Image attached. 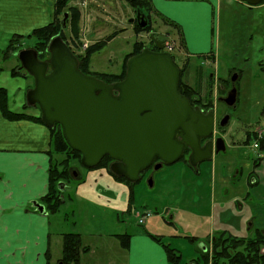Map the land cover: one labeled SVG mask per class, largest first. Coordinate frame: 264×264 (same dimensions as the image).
Returning a JSON list of instances; mask_svg holds the SVG:
<instances>
[{
  "label": "rangeland",
  "instance_id": "rangeland-1",
  "mask_svg": "<svg viewBox=\"0 0 264 264\" xmlns=\"http://www.w3.org/2000/svg\"><path fill=\"white\" fill-rule=\"evenodd\" d=\"M223 2L225 5L220 14L214 13L211 30L203 33L199 37L200 40L192 44L184 45L179 31L165 24L159 14L150 13L149 24L152 29L150 33L156 39L172 46L173 50L170 52L175 62L179 67H185L182 80L191 86L194 98L200 99L196 104L205 110L213 109L216 120L213 136H221L224 139L226 150L214 154L211 159L201 161L192 168L183 160H178L157 170L152 169L148 175L143 174L134 184V201L128 211L113 207L107 202L103 204L100 193L93 194L85 190L76 194V188L86 181L88 170L77 160L70 161L68 169L72 180L66 182L63 193L65 199L59 210L49 214V217L54 235L78 232L83 244L91 247L92 250L82 256V261L90 259L91 264H105L106 262L97 260L106 250L110 261L118 245L114 234L144 232L145 222L139 223L138 220L144 215L145 209L150 211V216H160L153 233L165 243L177 248L182 255L180 264H192L191 258H195L197 264H206L202 256L203 247L198 242H191L183 237V234H190L191 230L187 228L186 221H178V214L186 218L185 212H188V208L194 207L199 211L201 219L196 220V223L200 231L206 229L216 235L224 232L237 237H252L257 227L264 228V179L260 180L258 175L260 171L264 173V164H258L257 171H251V160L257 157V150L250 146L254 140L244 143L248 132L264 134V3L249 6L241 0ZM107 4L113 12H103L100 8L96 10L98 17L95 21L100 20L99 18L105 19V24L97 26L100 31L96 40L119 31L121 26H126L127 29L120 31L121 34L116 39L94 52L91 64L98 71L120 70V73L125 56L133 50V43L141 41L147 44L149 32L141 31V36L137 37V32L134 31L135 34L132 31L128 20L131 18L128 16L135 19L136 13L130 11L131 7L126 1L111 0ZM85 23L89 21L82 19V28H86ZM79 30L78 23V34L73 38L69 27L64 29L68 43L78 54L90 45L79 35ZM8 39L0 35V50L6 47ZM18 46V50L34 48V40H21ZM48 56L49 54L41 59ZM16 60L8 58L1 62L3 70L0 72V86L8 90L9 108L20 111L22 104L26 102L24 92L27 91L26 87L33 86V78L10 75V67ZM226 67L229 68L228 73L224 72ZM232 86L236 89V100L233 105H228L222 98L227 96ZM30 112H35V109L31 108ZM224 114L229 115V121L227 126L222 128L218 121ZM54 157L60 160L63 155L54 154ZM226 159L240 163L242 173L235 177L232 175L231 183H225L224 187H221L219 182L217 188L221 194L219 191L214 197L211 192V167L214 162L218 167L219 161ZM235 171L236 169L234 174ZM149 178L151 186L148 183ZM256 179L258 182L251 184L252 180ZM121 183L127 186L124 182ZM189 200H192L191 205H188ZM166 206L169 207L168 210H164ZM146 219L147 217L144 220ZM205 243L208 245V251L209 238ZM61 248V242L53 243L52 253H49L50 264H58ZM262 249L264 245L261 251ZM120 261L119 259L117 264Z\"/></svg>",
  "mask_w": 264,
  "mask_h": 264
},
{
  "label": "water",
  "instance_id": "water-1",
  "mask_svg": "<svg viewBox=\"0 0 264 264\" xmlns=\"http://www.w3.org/2000/svg\"><path fill=\"white\" fill-rule=\"evenodd\" d=\"M249 6L264 0H241ZM67 12L63 16V26ZM145 14L137 12L139 26L147 24ZM133 20V19H132ZM158 50L145 46L128 57L121 80H104L83 73L75 53L59 34L47 44L48 58L41 59L34 48H21L15 55L18 69L33 78L25 92L26 104L37 106L44 125L59 124L69 147L80 152L86 168L95 167L104 156L108 169L130 182L140 179L142 171L154 160V169L178 161L186 149L191 166L224 152L221 136L214 132V111L193 106L179 89L180 69L164 44L150 33ZM228 105L236 100L234 86L222 98ZM228 115L218 124L225 126ZM204 142L202 143V141ZM151 186V179H148ZM58 188L64 189L59 182ZM31 205L41 213L37 200Z\"/></svg>",
  "mask_w": 264,
  "mask_h": 264
},
{
  "label": "crops",
  "instance_id": "crops-1",
  "mask_svg": "<svg viewBox=\"0 0 264 264\" xmlns=\"http://www.w3.org/2000/svg\"><path fill=\"white\" fill-rule=\"evenodd\" d=\"M54 1L0 0V35L8 38L12 34L25 35L33 28L47 24L53 19ZM110 1L69 0V5L78 7L80 11L79 35L84 40H87L89 44L98 41L96 39L99 38L100 29L97 26L105 24V19L99 18L100 20L95 21L98 17L96 10L100 8L103 12H113L107 4ZM151 4L153 7L151 13L165 16L179 25V34L184 45L199 41V37L203 33L206 34L209 29L211 30L214 13L217 12L219 15L225 5L223 0H151ZM93 7L97 9H93ZM130 9L132 13H136L132 7ZM128 17L131 18L128 20L134 32V19L132 16ZM82 19L89 21V23H85L86 28L81 27ZM126 29V26H121L119 31H114V36L107 43L116 39L121 34L120 31H125ZM141 33L135 34L139 37ZM80 39L82 40V38ZM91 56L89 68L91 71L119 73L118 71L120 70H96L91 64ZM8 58L18 60L16 56ZM4 60L0 59V65ZM16 61L10 67L9 73L12 68L19 65V62ZM228 71V67L224 68V72L228 73ZM25 75L29 76L27 74L21 76L24 77ZM27 89L28 87H26ZM25 103L22 104L20 111L31 115L39 113L37 106L28 105L26 109H23ZM31 108L35 109V112H30ZM261 131L263 132V130ZM250 146L252 145L250 144ZM51 148V135L46 125L27 119L8 120L0 113V264H48L46 252L52 253L51 248L53 243H62L61 233L54 235L51 231L49 214L46 211L45 213H41L31 207V201H38L47 191L50 157L48 151ZM254 149L257 150V157H261L259 165L261 163L264 164V151H260L257 148ZM219 163L218 167L215 162L211 167V177H213L211 192L214 197H216V193L219 194L220 189L217 188L219 182L221 183V187L222 185L224 187L225 183L228 185L231 183L230 177L232 175L235 177L242 173L240 163L229 162L227 159L220 160ZM256 168H253L252 158L251 171L255 172ZM258 175H260V180L264 179L263 172H258ZM81 180H83V177ZM85 180L81 186L79 185L76 188V194L85 190L93 192V194L100 193L102 194L101 202L103 204L107 202L109 205L111 204V206L113 205V207L120 208L121 210L127 209L128 187L121 182H117L107 170L104 168L88 170ZM257 182V179L252 180L251 184ZM218 198L221 199V196ZM215 201L216 198L214 199ZM191 204L192 200H189L188 205ZM168 208L166 206L164 210H168ZM182 212L184 213V211ZM185 213L186 218L190 220L187 219V221L184 216L180 217L179 213L178 221H186L190 226L184 223L191 230V233L183 234L185 235L183 237L187 239H189L188 236L193 237L194 240L189 239V241L198 242L203 247V251H205L208 246L205 240L215 233L206 229L200 231L196 220H200L201 216L199 211H196L194 207L188 208V212L186 211ZM159 218L160 216L158 217L157 215L148 216L146 221L144 220V232L130 234L127 248H123L116 238L118 245L115 247V253L111 255L110 261L108 260L109 257L107 258L108 251L106 250L102 252L97 262H106L105 264L112 262L117 264V261L120 259L119 264H169L162 245L149 236V234H154L153 232L157 228L156 223H158ZM257 228L263 229L262 227ZM161 240L164 242L163 239ZM88 248L86 253L80 254V264H91L90 259L82 261V256L92 250L90 246ZM50 259L48 260L49 264ZM190 262L197 264L195 258H191Z\"/></svg>",
  "mask_w": 264,
  "mask_h": 264
},
{
  "label": "trees",
  "instance_id": "trees-1",
  "mask_svg": "<svg viewBox=\"0 0 264 264\" xmlns=\"http://www.w3.org/2000/svg\"><path fill=\"white\" fill-rule=\"evenodd\" d=\"M124 1H126L135 10L136 13H144V18L147 20V24L143 27L139 26L138 21L134 20L133 30L137 33L141 31L151 32L152 29L150 28L149 24L150 13L153 11L151 0ZM65 12H67V17L64 22L65 25L63 26V16ZM161 18L165 24H168L179 31L180 28L176 22L165 16H161ZM79 19L80 11L78 7L69 5V0H55L53 19L45 25L33 28L29 33L25 35L12 34L8 39L6 47L3 50H0V59H7L10 56H15V53L19 48L18 45L20 44V41L24 39H33L34 48L37 50L39 58H43L47 54H49L46 49L49 40L56 34H59L62 39L68 44L70 49L75 53L78 59L79 69L83 73L94 75L108 83L121 80L125 75L126 60L131 55L140 52L145 44L141 41H135L133 43V50L131 53L125 56L120 73L91 72L89 69L90 56L92 55V53L101 50L114 36V33L107 35L105 38L88 45L82 53L78 54L68 43L64 29L65 27H69V32L72 34L71 36H76L78 34ZM153 47H155V45H153ZM17 67L11 69V76H21L26 74L23 69H17ZM1 70L2 67L0 65V71ZM180 72V80L178 85L179 91L190 100L191 104L200 102L199 98H194V91L191 86H189L182 80V70ZM8 100L7 89L3 86H0V113L5 119H27L44 124L40 117V111L37 115H31L24 111H13L9 108ZM27 107L28 105L25 103L23 105V109H26ZM48 129L51 135L52 148L50 151H48L50 157L48 166L47 191L38 199V202L44 206L45 211L48 214H52L59 210L61 204L65 199L63 193L66 189V182L72 180L68 169L70 164L69 162L77 160L81 166H83V164L80 161V152L72 149L66 143L64 137L62 136L60 125L55 124L52 127H48ZM245 138L246 139L244 140V143H250L252 140H257V149L260 151H264V134L258 136L257 134H255V131H252V133H246ZM188 152L189 150L186 149L179 160H183L192 168L193 166L188 163V160L186 158L188 156ZM54 154H61L63 155V157L62 159L58 160L54 157ZM260 159L261 157H256L253 159V168H255L259 164ZM110 162L111 158L106 155L99 161V163L95 167H83H85L87 170L104 168L116 181L124 182L128 187V205L126 209L128 211L130 210L134 201V184L138 182L142 177H140V179L136 182H130L122 176L114 175L108 169ZM59 182L64 183L63 190H60L58 188ZM31 207L35 208L32 205ZM61 235V258L58 261V264H80V254L86 253L89 249L88 246L83 244L81 236L78 232L61 233ZM114 236L119 240L123 248L128 247L130 234L121 233L114 234ZM149 236L162 245L169 264H180V262L182 261V255L176 248L172 247L169 243L163 242L157 235L149 234ZM188 238L190 240H194L193 237L188 236ZM208 238L210 249L208 251L205 250L202 252V256L204 257L206 264H264V252L261 251V247L264 245V228H256L252 237H237L221 232L217 235L213 234ZM46 255L47 263L49 264V251L46 252Z\"/></svg>",
  "mask_w": 264,
  "mask_h": 264
},
{
  "label": "flooded vegetation",
  "instance_id": "flooded-vegetation-1",
  "mask_svg": "<svg viewBox=\"0 0 264 264\" xmlns=\"http://www.w3.org/2000/svg\"><path fill=\"white\" fill-rule=\"evenodd\" d=\"M136 15H137V13H136ZM135 21H138L136 18L134 19ZM163 42V44H164V48L162 49L163 51H168V52H170V51H172L173 50V47L172 46H170V49H167L166 48V42L165 41H162ZM153 45H155L154 43H153V41L152 40H150V32H149V42L147 43V44H145V46H147V47H149L150 49H153V50H158L157 49V47L155 46V47H153ZM144 46V47H145ZM171 53V52H170ZM172 54V53H171ZM173 57V56H172ZM173 60H174V57H173ZM174 62H175V60H174ZM176 63V62H175ZM177 64V63H176ZM178 66V65H177ZM179 67V66H178ZM179 69H180V71L182 70V74H183V72L185 71V67H182V66H180L179 67ZM181 73V72H180ZM212 75V73L209 75V76H211ZM193 106H198L199 108H201L203 111H207V110H205L203 107H201L200 105H198V104H192ZM215 114V113H214ZM225 115H227V114H224V116ZM229 116V115H228ZM223 116H221V118H222ZM220 118V119H221ZM219 119V120H220ZM216 120H215V117H214V122H215ZM228 121H229V117H228ZM219 122V121H218ZM227 124H228V122H227ZM227 124L225 125V126H221L222 128H225L226 126H227ZM214 126H215V124H214ZM215 138V137H217V136H213V135H211L209 138ZM204 142V140L202 141V143ZM186 151V150H185ZM184 154V153H183ZM157 162H159V160L158 159H156V160H154V162L147 168V169H145L144 171H142L141 172V174H140V177H142L143 176V174H149L150 172H151V170L152 169H154V164H156ZM163 166V165H162ZM161 166V167H162ZM160 168V167H159ZM154 170H157V169H154Z\"/></svg>",
  "mask_w": 264,
  "mask_h": 264
},
{
  "label": "built area",
  "instance_id": "built-area-1",
  "mask_svg": "<svg viewBox=\"0 0 264 264\" xmlns=\"http://www.w3.org/2000/svg\"><path fill=\"white\" fill-rule=\"evenodd\" d=\"M167 49H170V45L168 43L165 44ZM261 135V134H260ZM258 135V136H260ZM252 147L257 148L258 147V141L254 140V142L252 143ZM143 216L141 218H139L138 222L139 223H143L144 219L148 216H150V211L149 210H144L143 211ZM262 251H264V249H262Z\"/></svg>",
  "mask_w": 264,
  "mask_h": 264
}]
</instances>
